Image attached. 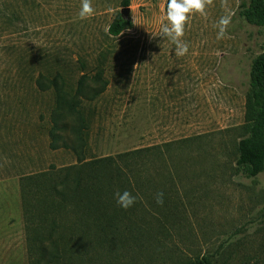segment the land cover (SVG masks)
<instances>
[{
  "label": "rangeland",
  "instance_id": "rangeland-1",
  "mask_svg": "<svg viewBox=\"0 0 264 264\" xmlns=\"http://www.w3.org/2000/svg\"><path fill=\"white\" fill-rule=\"evenodd\" d=\"M243 1L213 0L191 13L181 38L189 50L177 56L170 39L152 35L168 23L167 0H132L134 26L119 36L108 28L122 0H91L87 19L82 0H0V264L32 261L24 176L77 162L64 139L51 148L56 92L40 90L38 79L57 78L73 94L83 75L88 158L154 145L166 154L162 180L152 164L150 201L164 197L149 210L143 240L93 264H180L207 254L215 264H264V171L250 177L236 163L251 64L264 48V27L241 15ZM66 119L79 123L76 114Z\"/></svg>",
  "mask_w": 264,
  "mask_h": 264
},
{
  "label": "trees",
  "instance_id": "trees-1",
  "mask_svg": "<svg viewBox=\"0 0 264 264\" xmlns=\"http://www.w3.org/2000/svg\"><path fill=\"white\" fill-rule=\"evenodd\" d=\"M132 0H122L130 7ZM241 15L251 24L264 27V0H244ZM132 18L118 13L109 25V34L121 35L132 29ZM86 77L83 75L75 93L64 90L57 78L48 84L38 79L42 91L56 92L49 135L51 148L57 149L64 139V147L76 154L77 162L69 166L51 167L23 178V203L27 227L28 250L31 264H82L87 258L93 264L103 251H113L143 240L149 210L161 204L150 201L154 164L155 180H162L166 165L162 145L146 146L99 158H88L84 137L86 121L79 106L85 95ZM100 80V76H96ZM106 84L93 88L95 97L105 91ZM76 114L78 124H71L67 116ZM68 132V136L63 133ZM70 142H67V141ZM165 145L170 146L169 143ZM237 166L255 177L264 171V48L254 58L247 92L246 133L238 144ZM128 190L137 196L136 203L124 209L115 198V192ZM34 193H33V192ZM34 196V197H32ZM78 246V247H77ZM180 264H215L211 255L195 262Z\"/></svg>",
  "mask_w": 264,
  "mask_h": 264
},
{
  "label": "clouds",
  "instance_id": "clouds-1",
  "mask_svg": "<svg viewBox=\"0 0 264 264\" xmlns=\"http://www.w3.org/2000/svg\"><path fill=\"white\" fill-rule=\"evenodd\" d=\"M213 0H167L166 4V17L168 23L165 24L158 34L152 33L153 36H161L170 39L175 45V54L177 56H184L189 50V45L182 41V37L185 33V25L188 22L189 15L193 12L204 14L208 5H211ZM95 9L92 6L91 0H82L81 8L79 11L80 19H87L92 16ZM219 33L217 39H221L224 36L226 20L221 18ZM164 193L159 192L156 194V202L163 204ZM115 198L117 204L128 209L133 206L137 201V196L133 195L128 190L116 191Z\"/></svg>",
  "mask_w": 264,
  "mask_h": 264
},
{
  "label": "water",
  "instance_id": "water-1",
  "mask_svg": "<svg viewBox=\"0 0 264 264\" xmlns=\"http://www.w3.org/2000/svg\"><path fill=\"white\" fill-rule=\"evenodd\" d=\"M121 13L124 18L130 19L131 18V7H123Z\"/></svg>",
  "mask_w": 264,
  "mask_h": 264
}]
</instances>
